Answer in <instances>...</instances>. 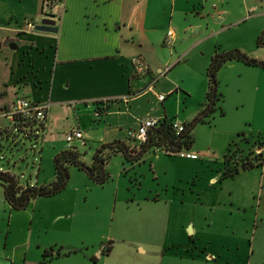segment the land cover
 Wrapping results in <instances>:
<instances>
[{"label": "rangeland", "instance_id": "obj_1", "mask_svg": "<svg viewBox=\"0 0 264 264\" xmlns=\"http://www.w3.org/2000/svg\"><path fill=\"white\" fill-rule=\"evenodd\" d=\"M24 7L15 0H0V106L9 105L15 95H27L33 99L37 92L43 93L46 89L51 55L49 45L42 52L30 35L16 34L4 20L6 12H21ZM233 7L227 18L214 12L220 6L208 16H184L175 12L172 25L194 22L204 30L205 27L207 31L216 30L213 36L217 41L214 47L219 46L218 52L240 49L252 56L254 53L247 52L246 48L256 44L258 34L255 38L253 34L256 23H260V33L264 29V0H260V8L254 10L251 7L247 11L242 10L238 1H234ZM166 16L162 17L165 25L168 21ZM209 49L208 45L194 47L186 62L166 76H154L157 79L154 89L150 91L145 87L130 102V108L122 105L114 109L116 106H113L106 119L100 122L92 118V110H86L79 113L78 122L69 120L62 128L55 126L51 132H63L72 123L75 127L79 125L85 144L74 141L71 145L80 151V159L89 164L92 151L113 142L114 135L119 134L124 137L123 140L126 135L128 140L124 129L130 127L133 130L138 120L148 114H160L163 118L167 113L169 120L181 123L182 119H188L189 122L195 115L194 107L197 109L203 101L206 88L203 94L199 93L197 101L194 80L187 73L197 59L204 64L210 61L214 51L208 56ZM163 50H167L166 53L170 48L161 47L155 53L159 55L155 56L156 59L161 57ZM256 53L264 59L262 48L256 49ZM228 64L230 62L217 73V90L222 95L221 100L216 102L215 110L205 118V122L193 128L191 149L183 150L194 152L197 158L153 148L140 159L129 161L122 153L105 149L108 177L104 183H97L84 170L68 165V179L63 189L48 196L31 198L28 205L21 209L12 208L8 203L0 180V264H28L29 261L43 260L47 264L49 257L44 258L33 240L29 239L47 232L49 236H62L59 224L69 228V223L73 224L72 230L93 236L88 239L89 243L99 242V236L111 240V256L115 250L116 257H111L115 262L113 264H264V236L258 229L254 233L259 224L254 216L259 207L260 166L239 171L233 177H219L226 166L223 164L225 154H229L227 167L230 168L233 167L231 163L238 159L246 158L250 162L248 158L253 151L249 148L264 139V68L238 63L247 70L239 76L229 69ZM259 71L260 76H257L254 72ZM205 72L199 76L203 81L206 79ZM143 82L148 83V80ZM182 83L193 92L187 94L182 90ZM169 89L172 92L161 104L154 94H167ZM117 124L122 126L121 129ZM0 126H9L8 120L1 114ZM61 140L63 135H58L54 147L42 141L31 149L32 142L20 137L2 139L0 168L14 174L20 184H47L53 180L54 156L59 149L68 148ZM240 146L242 149L238 148ZM213 177L215 181H211ZM229 191L233 198L228 197ZM46 220H50V224L56 220L51 231L42 227ZM30 224L33 229H30ZM69 237L56 239L64 241ZM25 240L31 242L27 247L22 246ZM102 242L107 241L104 238ZM101 245L100 242L95 255ZM137 245L143 251H137ZM83 253L89 260L93 247L84 249ZM71 256L62 262L84 260L82 255Z\"/></svg>", "mask_w": 264, "mask_h": 264}, {"label": "crops", "instance_id": "obj_2", "mask_svg": "<svg viewBox=\"0 0 264 264\" xmlns=\"http://www.w3.org/2000/svg\"><path fill=\"white\" fill-rule=\"evenodd\" d=\"M15 1L18 4H23L25 6L24 10L17 13L6 12L7 15L4 17V20L12 26L16 34L30 35L32 42L37 43L41 47L42 52H45L46 45H49L51 49L48 77L45 80V91L43 93L37 92L33 99L27 95L21 96H26L33 101L47 103L44 142L51 143L52 146L57 144L58 135L62 136L68 128L75 127L74 123H72L65 131H58L57 134H53L51 130L55 126L60 125V128H62L64 123L69 122V120L78 122L79 113L86 110L93 111H91L93 119H98L99 122L102 119L105 120L106 114H110L109 110H111V107L116 106L114 109H119L124 105L126 108H130V102L136 98L135 96L141 94V91L145 87H148V90L154 89V84L157 80H155L154 76H166L169 71L178 67L184 61L186 62L190 51L194 47L201 46V48H204V46L207 47L208 45L210 47L208 56L216 48H219V46L214 47L217 42L214 39L215 36H213L216 30L207 31V27L204 30L199 25H195L194 22L174 26L172 25V18L175 12L184 16H208L213 9L220 6V9H216L214 12H217L222 18H227L234 9V1L239 2L242 10L247 11L250 7L251 10L260 8V0H55L61 6V9L58 10L56 16L51 18L56 21L55 26L58 28V31L56 33H49L38 32L26 26L27 22L33 21L39 15L42 0ZM163 15H167L166 17L168 18L166 25L162 22ZM13 19L14 21L11 22ZM259 24L257 22L253 27L254 38L260 31ZM168 29H171L174 33L173 44L169 47L170 51L166 53L165 51L167 50L161 51V57L156 59L155 56H159L155 54L156 51L161 49V47H166L164 46L163 39ZM30 32H35L36 34ZM213 47L214 50L212 49ZM256 49L260 48L255 44L252 48H246V51L254 53L252 57L255 55V58L260 59V55L256 53ZM133 56H140L144 60L147 66L145 74L136 75L134 73L130 62ZM208 62L204 64L197 59V63L194 62L193 66L189 67L192 70L187 73V76H192L191 79L196 82L193 81L196 96H198L197 101H199V93L203 94L206 88V79L203 81L199 76L204 75L203 72L204 70L206 71ZM238 63L242 62H230L228 64L230 65L229 69H233L239 76H242L243 72L247 70H244L242 66H238ZM245 66L249 65L245 64ZM165 68H168L166 73L158 74L160 70L162 71ZM255 68L260 69L259 67ZM250 73H253V71ZM254 73L260 76V71ZM145 79L148 80V83L143 82ZM180 88L185 90L187 94L193 92L192 89L183 83L180 85ZM41 90L42 88H40ZM185 91H183L184 94ZM171 92L172 89H169L167 90V94L162 93L166 95L164 101ZM157 93L159 92L154 94L155 97ZM163 102L160 103L163 104ZM202 102L199 103L197 109L194 107V114L198 112ZM3 106H0V108ZM96 108L103 109V112L98 117L95 116ZM161 116L160 114H148L145 118L160 119ZM163 117L168 118L167 113H164ZM187 121L188 119H182L181 123ZM116 126L119 127V124ZM76 127L82 130L79 125H76ZM121 127L120 125L119 129ZM136 128L137 124L133 127V130L130 127L124 130H126V134L128 135L129 132H134ZM123 138L118 134L114 135L113 140H127L126 135L125 140ZM85 139L87 138L85 137ZM63 141L61 140L60 142ZM260 142H264V139ZM76 143L81 144V141H77ZM258 143H255L254 147L249 148V151H253L249 156L251 160L255 159L254 155H257L262 150L257 148ZM238 148L242 149L241 146ZM59 150L61 151V149ZM261 157L260 187L257 191L259 207H257L258 211L254 216L258 220L259 228H254V233L258 229L260 230V235L264 236V152ZM258 167V165H255L252 168L239 171H247ZM215 180L216 178L214 177L211 179V181ZM228 197L233 198L231 191L228 192ZM50 220H46L45 225L42 226L44 229L50 228L49 231L55 228L56 224V220L52 221L51 224L49 223ZM31 221L33 223V218ZM30 226V229H33L31 224ZM72 226L73 224L71 223H69V228L63 224H59L58 230L62 233V236H49L47 235L48 232L43 235L44 237L42 235L32 236L30 234L32 239L30 238L29 240L31 242L33 240L36 249H39L42 253L44 250L50 248L54 250L59 248V254H53L49 257L50 261L47 264L115 263L114 259L111 258L115 257V250L111 256L113 252L112 243L109 252L101 253L100 256L95 255L98 244L100 242L103 243L104 238L106 241H109L107 237L99 236V242L89 243L88 239L93 236L76 232L71 229ZM67 235H70V237L69 239H64V241L56 239L61 238L63 240ZM72 235L78 237L76 239L80 240L76 241ZM253 235L255 236V234ZM29 240H25L22 246H29L31 244ZM89 247H93V253L88 260L87 255L83 252L84 249H88ZM140 247V245L135 246L137 251H143ZM99 250H102V248ZM74 254L82 255L84 260L82 262H62ZM61 257H63L62 260H60ZM93 257L94 259H92ZM37 262L41 261H34L33 263L29 261L28 264H38Z\"/></svg>", "mask_w": 264, "mask_h": 264}, {"label": "trees", "instance_id": "obj_3", "mask_svg": "<svg viewBox=\"0 0 264 264\" xmlns=\"http://www.w3.org/2000/svg\"><path fill=\"white\" fill-rule=\"evenodd\" d=\"M256 46L264 50V29L259 32L256 39ZM232 61H240L246 65L264 68V59H258L252 57L240 49H231L227 51L218 52L217 48L210 57V61L206 67V91L204 94V100L200 104L198 112L193 116L189 122L182 123L183 129L176 132L171 126V121L168 118L160 120L157 125L151 127L148 130L146 139L139 145H131L130 141L114 140L111 143H106L100 148L95 149L91 154V161L86 164L80 159V151L70 146L64 150L59 151L53 158L54 161V176L53 180L47 184H41L38 186L26 184L19 185L16 178L8 173L0 172V180L3 184L4 195L8 203L12 208L21 209L28 205L31 198L36 196H48L57 193L63 189L68 179V165H74L77 168L84 170L88 176L97 183H104L107 180V173L105 171L106 157L104 154L105 149H109L111 152H120L129 161L140 159L145 152L153 148H162L167 153H174L183 150L191 149L193 144L192 131L196 124L205 122V118L213 113L215 110V104L221 100L222 95L218 92V80L217 73L220 68ZM223 113V112H221ZM83 144L84 141H83ZM258 149H262L255 159L247 162L245 159H238L231 163L232 168L227 167L229 164V154H225L223 157V164L225 168L220 174V179L233 177L239 170H245L260 166L262 164V156L264 152V142L257 144ZM86 153V152H85ZM111 241L102 243L101 253L109 252L111 248ZM53 254H59V248L44 250L42 256L51 257ZM94 259V257L92 258ZM38 264H45V261H41Z\"/></svg>", "mask_w": 264, "mask_h": 264}, {"label": "built area", "instance_id": "obj_4", "mask_svg": "<svg viewBox=\"0 0 264 264\" xmlns=\"http://www.w3.org/2000/svg\"><path fill=\"white\" fill-rule=\"evenodd\" d=\"M59 10L58 2L55 0H42L41 11L39 15L30 22H27L26 26L29 29L34 30V25L40 23L42 18L54 17L57 15ZM174 40V33L171 29H168L165 33L163 43L165 46L171 47ZM133 71L136 75H142L147 72V66L144 60L140 56H133L130 60ZM168 68L160 70L158 74L166 73ZM155 81V80H154ZM157 99L163 102L166 95L162 93H157ZM0 114L5 117L8 122V127L0 126V149L2 139H6L9 136L13 140L20 137L24 140L31 141V149H35L38 142L45 141V127H46V115H47V103L42 101H33L26 96H16L9 105L0 108ZM103 112V109L95 110V116L98 117ZM166 117L156 119V118H143L139 119L137 123V128L134 132L128 133V140L132 145H139L144 142L148 133V130L157 125L160 120ZM171 126L178 133L183 129V124L176 121H171ZM63 140L68 147L71 146L74 141H83V131L79 127H72L66 130L63 134ZM41 150V147H40ZM39 150V151H40ZM180 156H185L189 158H197L198 155L185 151L174 152ZM0 172L8 173L9 175L16 178L18 184L23 186L26 184H20L19 179L9 172H4L0 168Z\"/></svg>", "mask_w": 264, "mask_h": 264}, {"label": "water", "instance_id": "obj_5", "mask_svg": "<svg viewBox=\"0 0 264 264\" xmlns=\"http://www.w3.org/2000/svg\"><path fill=\"white\" fill-rule=\"evenodd\" d=\"M56 21L51 17L42 18L40 23L34 25V30L38 32L56 33L58 28L55 26ZM261 149V148H260ZM101 255V250L98 251L97 256Z\"/></svg>", "mask_w": 264, "mask_h": 264}]
</instances>
